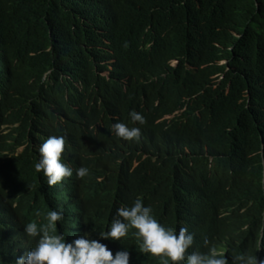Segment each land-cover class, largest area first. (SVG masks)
I'll return each instance as SVG.
<instances>
[{
	"label": "clouds",
	"instance_id": "9594fccd",
	"mask_svg": "<svg viewBox=\"0 0 264 264\" xmlns=\"http://www.w3.org/2000/svg\"><path fill=\"white\" fill-rule=\"evenodd\" d=\"M92 2L98 6L86 11ZM67 9L75 19L117 11L106 0H69ZM243 33L234 34L236 40ZM114 34L119 40H113V50L112 40L104 38L103 47L90 48L88 55L76 56L70 47L65 54L54 56L49 68L25 81V96L17 93L16 83L21 79L13 74L14 65L0 64V195L13 213L14 227L8 226L12 236H17L16 223L25 239L20 245L12 243L14 260L8 256L0 264H264L262 135L261 148H254L261 157L262 173L248 185L246 209L237 211V205L226 202L228 191L222 183H217L213 198L205 196L183 208L165 203L156 187L160 190L169 181L175 189L176 180H186L193 166L187 160L204 155L215 161L209 155L212 145L201 140L192 141L182 154L171 130L175 123L202 120L206 108L200 112L193 108L192 99L202 96L193 90L176 111L158 119L164 120L163 128L141 132L139 126L146 122L143 115L149 110L128 87L116 102L120 90L109 84L118 79L116 69H122L117 64H122L121 47L130 43L122 40L120 24ZM231 62L223 61L229 72ZM178 64L171 65L176 68ZM217 78L224 81L226 75ZM159 83L173 94L182 91L173 71L161 74ZM22 124L26 130L17 136L16 129ZM203 144L205 148L195 149ZM98 147L105 151L88 161L86 154ZM74 156L78 158L73 162ZM158 162L162 166L150 172L149 165ZM177 166L185 171L174 173ZM78 177L81 188L75 197L59 200L54 185L61 187V193L62 188H72ZM125 180L128 192L123 203L131 206L121 207ZM99 193L104 194L101 205L92 210L99 204L95 199ZM81 202H87L80 210L84 215L92 212L86 233L79 236L72 215ZM248 214L254 218L247 220ZM198 236L206 239L204 243ZM127 237L121 249H110ZM111 240L118 242L109 244ZM193 243L204 245L191 247Z\"/></svg>",
	"mask_w": 264,
	"mask_h": 264
},
{
	"label": "trees",
	"instance_id": "16d2710c",
	"mask_svg": "<svg viewBox=\"0 0 264 264\" xmlns=\"http://www.w3.org/2000/svg\"><path fill=\"white\" fill-rule=\"evenodd\" d=\"M68 2L0 0V64L14 65L13 74L21 79L16 83L17 93L25 96V81L38 77L45 67L52 65L54 56L65 54L70 47L76 56L88 55L90 48L103 47L107 38L112 40L110 50H113L114 41L119 40L114 29L120 24L122 40L130 42L121 47L120 61L129 65L117 63L122 69H116L118 79L109 84L120 90L116 102L128 87L149 110V114L143 115L146 122L139 126L141 132L163 128L164 120L158 119L176 111L182 98L189 97L193 90L202 95L192 99L193 108L197 112L206 108L202 120L175 123L171 130L175 133L174 144L182 154L185 155V147L192 141L201 140L212 145L209 155L215 161L204 155L187 160L188 166L191 163L193 166L186 180H176L175 189L169 181L160 190L156 187L164 202L183 208L205 196L213 198L217 183H222L228 191L226 202L237 205V211L246 209L248 185L262 173L261 157L254 148H261L260 135L264 140V0H106L116 12L102 16L96 12L95 16L76 19L67 9ZM95 6L98 3H90L86 11ZM237 32L243 33L241 40H236ZM233 47L236 50L232 53ZM228 60L232 61L230 72L223 64ZM175 61L179 62L176 68L171 65ZM168 71L176 74L182 86L178 95L159 83L160 75ZM220 75H226L224 81L214 79ZM123 81L128 86L122 85ZM129 95L130 92L123 98ZM65 129L63 126L60 131L63 133ZM25 130V124L20 125L17 136ZM205 147L203 144L195 149ZM100 151L105 149L92 150L86 159L94 161ZM161 166V162L149 165L150 172ZM179 167L174 168V173L185 171ZM146 177L148 174L142 179ZM75 180L72 190L62 188L60 193L61 187H54L59 200L75 197L82 181L79 177ZM126 185L125 180L121 207L131 206L123 203L128 192ZM103 195L99 193L95 199L99 201ZM5 202L0 195V262L14 260L13 244L20 245L25 240L21 234L10 236L12 231L7 222L13 223L14 219ZM86 203L81 202L72 215L79 230L88 229L85 227L89 214L101 205L99 201L84 215L80 210ZM204 215L203 212L199 216L201 222ZM246 218L252 220L254 216L248 214ZM15 227L21 225L15 223Z\"/></svg>",
	"mask_w": 264,
	"mask_h": 264
},
{
	"label": "bare ground",
	"instance_id": "6f19581e",
	"mask_svg": "<svg viewBox=\"0 0 264 264\" xmlns=\"http://www.w3.org/2000/svg\"><path fill=\"white\" fill-rule=\"evenodd\" d=\"M122 85H124V86H128V83H126V81H123L122 82ZM89 138H90V136H89ZM92 139V138H91ZM74 160H76V159H72V161L74 162ZM73 162H67V164H72V165H75L76 164V162L75 163H73ZM78 164V163H77ZM78 166H80V164L78 165ZM79 168V167H78ZM73 175H74V172H73ZM66 183H68L67 181H66ZM54 187H56L57 188V185H54ZM74 187V184H72V188ZM72 188H67V189H69V190H72ZM7 224H8V226L9 227H14L13 226V223H11L10 221H8L7 222ZM72 225V224H71ZM73 225H75V224H73ZM76 226V225H75ZM77 229V228H76ZM9 230V229H8ZM10 231V230H9ZM16 231H17V229H16ZM84 233H86L85 232V230H79V236L80 235H83ZM15 234L16 235H19V232L17 231V232H15ZM91 235H94V233H91ZM91 235H90V238H91ZM10 236H12V235H10ZM20 237V236H19ZM126 240H128V237L127 238H124L118 245H115V247H113V248H111L110 247V249L112 250V251H117V250H119L120 248H121V245L122 244H124L125 243V241ZM205 241V240H204ZM204 241H202V243H204ZM118 241H114V240H111L110 241V243L109 244H111V243H117ZM202 243H195L194 245H192L191 247H196V248H200V247H202L204 244H202ZM144 264H147V263H144ZM160 264V263H159ZM167 264V263H166ZM183 264H186V261L185 262H183Z\"/></svg>",
	"mask_w": 264,
	"mask_h": 264
},
{
	"label": "water",
	"instance_id": "95a60500",
	"mask_svg": "<svg viewBox=\"0 0 264 264\" xmlns=\"http://www.w3.org/2000/svg\"><path fill=\"white\" fill-rule=\"evenodd\" d=\"M61 183H63V182H61Z\"/></svg>",
	"mask_w": 264,
	"mask_h": 264
}]
</instances>
